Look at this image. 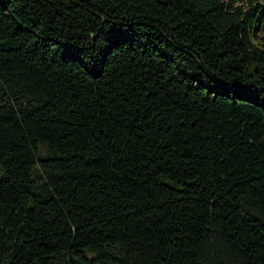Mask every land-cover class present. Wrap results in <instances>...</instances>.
<instances>
[{
  "label": "trees",
  "instance_id": "obj_1",
  "mask_svg": "<svg viewBox=\"0 0 264 264\" xmlns=\"http://www.w3.org/2000/svg\"><path fill=\"white\" fill-rule=\"evenodd\" d=\"M0 264H264V0H0Z\"/></svg>",
  "mask_w": 264,
  "mask_h": 264
}]
</instances>
